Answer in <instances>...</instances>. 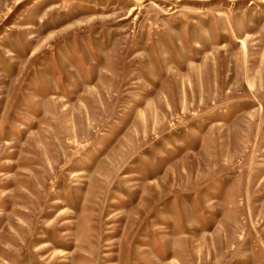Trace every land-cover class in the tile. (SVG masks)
<instances>
[{"label":"rangeland","instance_id":"rangeland-1","mask_svg":"<svg viewBox=\"0 0 264 264\" xmlns=\"http://www.w3.org/2000/svg\"><path fill=\"white\" fill-rule=\"evenodd\" d=\"M0 264H264V0H0Z\"/></svg>","mask_w":264,"mask_h":264}]
</instances>
